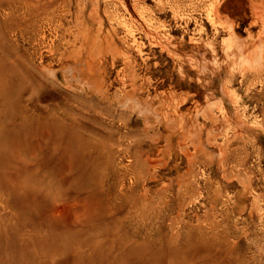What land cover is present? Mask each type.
Instances as JSON below:
<instances>
[{"label": "rangeland", "instance_id": "obj_1", "mask_svg": "<svg viewBox=\"0 0 264 264\" xmlns=\"http://www.w3.org/2000/svg\"><path fill=\"white\" fill-rule=\"evenodd\" d=\"M0 30V264H264V0H0Z\"/></svg>", "mask_w": 264, "mask_h": 264}, {"label": "bare ground", "instance_id": "obj_2", "mask_svg": "<svg viewBox=\"0 0 264 264\" xmlns=\"http://www.w3.org/2000/svg\"><path fill=\"white\" fill-rule=\"evenodd\" d=\"M211 10V9H210ZM8 12V11H7ZM57 28V27H56ZM2 29V28H1ZM4 29V28H3ZM115 30V29H114ZM1 31V30H0ZM3 32V31H2ZM6 33V32H5ZM2 35V34H1ZM44 36V35H43ZM56 38V37H55ZM6 42V41H5ZM7 45V44H6ZM263 50V49H262ZM233 51V50H232ZM113 53V52H112ZM8 54V53H7ZM115 56V55H114ZM262 58V56H261ZM263 59V58H262ZM17 60V59H16ZM131 61V60H130ZM22 72V71H21ZM24 81V80H23ZM230 82V81H229ZM237 99V98H236ZM239 100V99H238ZM105 101V100H103ZM209 107V106H208ZM245 110V109H244ZM203 116V115H202ZM219 116V115H218ZM213 117V116H212ZM227 122V121H226ZM117 130V129H116ZM118 131V130H117ZM72 170V169H71ZM28 178V177H27ZM247 205V204H246ZM244 212V211H243ZM136 234V233H135ZM217 234V233H216ZM222 234V233H221ZM207 245V244H206Z\"/></svg>", "mask_w": 264, "mask_h": 264}]
</instances>
